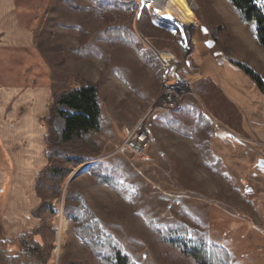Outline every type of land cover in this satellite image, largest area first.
<instances>
[{"label":"rangeland","instance_id":"1","mask_svg":"<svg viewBox=\"0 0 264 264\" xmlns=\"http://www.w3.org/2000/svg\"><path fill=\"white\" fill-rule=\"evenodd\" d=\"M70 1L71 8L64 0H16L37 48L0 55L3 78L13 79L6 82L47 85L51 95L75 81L98 86L102 128L84 136L90 162L71 167L63 192L80 190L102 231L135 264H193L151 225L222 247L232 264H264V168L256 166L264 160V94L220 52L264 79V53L249 30L226 0H185L200 17L199 28L185 33L169 27L164 0ZM160 53L181 64L171 79ZM141 123L145 151L119 152ZM53 128L61 136L63 120ZM92 164L118 192L90 176ZM55 207L57 216L44 218L51 230L37 238L53 246L49 264H97L63 216V193Z\"/></svg>","mask_w":264,"mask_h":264},{"label":"trees","instance_id":"2","mask_svg":"<svg viewBox=\"0 0 264 264\" xmlns=\"http://www.w3.org/2000/svg\"><path fill=\"white\" fill-rule=\"evenodd\" d=\"M70 2V0H64L63 5L71 8ZM226 2L264 53V0H226ZM187 5L199 20L200 17L195 9L189 2ZM134 8L136 9V6ZM87 19L84 17L80 21V36L85 34ZM211 37L215 40L213 34ZM220 52L228 66L240 70L257 87L259 92L264 94L262 76L246 64L234 60L229 51L221 48ZM160 73L159 69L158 77ZM76 83L77 81L62 93L51 95L50 104L42 120V124L46 128L45 158L47 166L35 180L34 189L39 204L31 211V217L38 220L40 226L31 233L20 235L12 240L1 241L0 250L5 253L0 264L50 263L53 246L41 244L37 238L48 228L44 218L57 216L55 200L60 198L62 193L63 216L72 224V232L80 239L82 247L97 260V264H135L124 254L123 249L114 239L102 231L80 190H74L67 186L63 192L64 184L71 173V167L77 168L90 162L88 152L90 145L83 141L84 136L95 134L102 128L98 86L91 83ZM60 107H66L74 114H67L60 110ZM59 118L64 122V132L61 136L53 128L54 122ZM60 164H67L70 168H64ZM97 165L92 164L88 167L87 172L90 176L99 185H106L118 192L112 178L94 172ZM51 196L53 199L49 200ZM150 230L162 244L180 252L193 264H232L230 254L222 247L208 244L199 238H197L198 242L187 240L184 237L185 232L181 235L175 229L159 230L151 225Z\"/></svg>","mask_w":264,"mask_h":264},{"label":"crops","instance_id":"3","mask_svg":"<svg viewBox=\"0 0 264 264\" xmlns=\"http://www.w3.org/2000/svg\"><path fill=\"white\" fill-rule=\"evenodd\" d=\"M35 33L21 21L16 0H0V55L36 50ZM6 81L13 79L3 78L0 69V242L39 227L31 211L39 204L35 180L47 166L42 120L52 93L47 85Z\"/></svg>","mask_w":264,"mask_h":264},{"label":"bare ground","instance_id":"4","mask_svg":"<svg viewBox=\"0 0 264 264\" xmlns=\"http://www.w3.org/2000/svg\"><path fill=\"white\" fill-rule=\"evenodd\" d=\"M163 3L164 12L168 13V19H170V21L176 20L180 28L179 30L182 33H185L186 31L191 29L194 30V28H199V24L193 13L191 12L190 8L187 6L185 0H164L162 4ZM160 8L163 11V5ZM201 37V40H203V36ZM159 58L166 68L165 78L171 79L175 74L176 70L180 69L181 64H178L175 59L164 53H160Z\"/></svg>","mask_w":264,"mask_h":264},{"label":"built area","instance_id":"5","mask_svg":"<svg viewBox=\"0 0 264 264\" xmlns=\"http://www.w3.org/2000/svg\"><path fill=\"white\" fill-rule=\"evenodd\" d=\"M165 103H168V108H176L174 105L169 104L170 98H165ZM167 105V104H165ZM150 142L149 134L145 128V125L142 123L139 124L133 131L128 133V136L119 152L126 151V153H130L131 155H140L145 149L148 147Z\"/></svg>","mask_w":264,"mask_h":264},{"label":"water","instance_id":"6","mask_svg":"<svg viewBox=\"0 0 264 264\" xmlns=\"http://www.w3.org/2000/svg\"><path fill=\"white\" fill-rule=\"evenodd\" d=\"M169 27L174 31V32H176V31H178L180 28H179V25H178V23H177V21L176 20H171L170 22H169ZM256 166L258 167V168H264V160L263 159H259L258 161H257V164H256ZM70 178L67 180V184L70 182Z\"/></svg>","mask_w":264,"mask_h":264}]
</instances>
